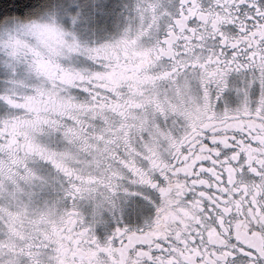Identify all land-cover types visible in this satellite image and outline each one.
<instances>
[{
    "label": "snow or ice",
    "instance_id": "6c2138e0",
    "mask_svg": "<svg viewBox=\"0 0 264 264\" xmlns=\"http://www.w3.org/2000/svg\"><path fill=\"white\" fill-rule=\"evenodd\" d=\"M0 264H264V0H0Z\"/></svg>",
    "mask_w": 264,
    "mask_h": 264
}]
</instances>
